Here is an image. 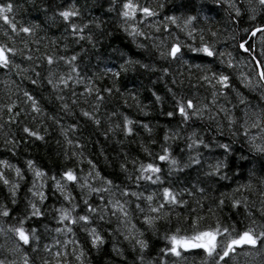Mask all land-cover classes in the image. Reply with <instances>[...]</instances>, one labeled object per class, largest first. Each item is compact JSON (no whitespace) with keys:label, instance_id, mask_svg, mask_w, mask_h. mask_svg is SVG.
<instances>
[{"label":"trees","instance_id":"trees-1","mask_svg":"<svg viewBox=\"0 0 264 264\" xmlns=\"http://www.w3.org/2000/svg\"><path fill=\"white\" fill-rule=\"evenodd\" d=\"M8 2L14 5L10 16L15 17L18 27L32 26L35 34H13L0 20V44L18 50L13 63L19 65V68H0V161L6 162L0 165V173L9 180V185L0 181V207L10 213L8 217L0 216V228L5 230L0 232V260L5 264H23L26 252L29 264L45 261L56 264L57 260L64 264V259L55 256L59 249L67 264H209L202 249H178L179 256L162 252L170 247L166 237L192 235L193 220H196V230L215 228L219 223L222 227L235 228L233 236L248 227L257 233L261 230L264 157L250 150L248 138L240 129L243 106L239 105L236 95L237 92L244 95L252 105L264 104L260 100L264 89L246 87L242 82L243 76L251 75L255 83V76L250 54L239 48L240 42L247 40L254 46L252 55L264 59L260 56L264 51L260 35L251 38L245 33V29L264 23V11L255 0L251 3L250 0H219V3L216 0H134L153 8L157 15L145 17L137 12L136 18L127 23L120 15L124 0H3ZM160 4L162 8L158 7ZM73 5L80 12L74 22L88 25L82 33L83 40L72 34L58 15ZM251 7L257 9L255 20L249 19ZM235 9L240 10L239 17ZM197 14L198 18L185 26L186 17ZM168 16L179 19L172 24L166 21ZM130 32L140 34L129 35ZM173 43L181 46L179 58L161 57L160 51ZM202 45L213 48L215 55L207 57L202 52L191 51ZM28 56L32 59H27ZM48 56L53 57V65L47 63ZM72 56L76 60L66 63ZM126 61L133 63L125 64ZM122 65L126 70H122ZM73 67L76 72L71 71ZM113 72L120 74L116 77ZM213 74L229 76L230 87L223 95L215 79L211 83L203 79ZM69 75L72 79L67 80V86L57 82L59 76ZM49 78L57 83L56 88L48 83ZM88 88L92 91H86ZM25 92L34 98L39 111H33ZM174 96L182 101L192 100L201 115L191 116L187 122L178 112L169 117L167 113L175 106ZM221 108L229 110L236 120L231 128ZM84 112L90 116H84ZM125 119L131 122L130 133L124 129ZM25 127L42 138L25 133ZM193 132L209 147L188 149V137ZM249 134L257 137V144L264 143L256 129H251ZM217 143H231L234 150L230 166L222 170L228 177L224 180L209 179L205 175L207 163L223 158ZM164 148H168L171 158L179 161L183 171L170 170L168 161L157 159ZM197 151L205 162L203 167H184L189 156H195ZM241 154L249 157V161L238 159ZM29 160L33 162L31 170ZM148 163L160 167L161 182L137 180L138 168ZM16 168L21 170L23 179L17 177ZM37 169L45 176L35 178ZM69 169L78 177V182L62 180V173ZM106 180L111 185H106ZM56 181L64 185L63 194L57 190ZM34 182L37 187L43 184L42 188L38 187L45 196L43 203L29 191ZM12 184L17 185L15 203L10 193ZM81 184L86 186L82 188ZM90 187L110 190L95 193L89 191ZM164 187L179 193L178 201L183 203L166 205L159 213L148 212L144 198L160 193L154 196L152 206H156ZM123 191L143 195L137 200L131 195H122ZM65 195L71 201L65 200ZM30 200L43 213L25 221L26 230H37V240L31 247L24 246L16 252L13 250L15 239L7 229L18 224ZM85 200L99 209L109 200L127 201L128 219L135 227L133 235L147 245L143 251L134 239H125L128 226L121 222L119 213L111 214V206L102 213L103 220L99 219L100 213L90 214L91 223L86 227L83 222L74 225L59 222L56 209H71L75 205L72 215H84ZM234 200L241 203L233 207ZM137 203L143 212L136 208ZM145 215L160 218L149 225L144 221ZM66 226L72 231H64ZM58 227L62 229L60 233L55 231ZM93 227L103 238V243L95 247L88 234ZM56 240L70 243L61 248L55 244ZM45 245L51 246V251H44ZM257 249L250 250L248 246L238 249L229 264H264V246L258 244ZM80 253L83 255L77 260Z\"/></svg>","mask_w":264,"mask_h":264},{"label":"snow or ice","instance_id":"snow-or-ice-1","mask_svg":"<svg viewBox=\"0 0 264 264\" xmlns=\"http://www.w3.org/2000/svg\"><path fill=\"white\" fill-rule=\"evenodd\" d=\"M256 4L259 5V9L261 11H264V0H255ZM216 3H219V0H216ZM251 3V0H250ZM231 7L235 8L234 5H230ZM158 7H163V4L158 5ZM192 7L194 8L195 5L193 4ZM250 11V20H255L257 15V9L255 7H251L249 9ZM14 12V5L11 2L3 3V0H0V20L4 22L5 25L8 26V28L11 30L13 34L19 35L20 33H24L27 35H34L35 34V28L32 26H19L17 22L15 21L14 16H10ZM137 12L143 13L145 17H152L156 16L157 12L148 6H141L138 3H135L134 0H124L122 4V11L120 15L125 19V22L134 20L136 18ZM236 17L240 16V10L235 9ZM58 15L63 19L68 29H70L71 33L74 35L79 36V39L83 40L85 37L82 35L84 32V29L88 27L87 24H78L74 22V18H77L80 16L79 10L73 5L70 8H67L65 10L59 11ZM198 18L197 16H187L184 20L185 26L190 25L193 21H195ZM166 21L176 24L178 19L175 16H168L165 17ZM99 27V25H97ZM167 25H165V28ZM195 31V29H193ZM245 33L250 35L251 38H255L258 34L261 37V43L264 44V23H261L257 26H253L251 28L245 29ZM7 34V32L5 33ZM133 34H140L138 32H130L129 35ZM191 35V32L189 33ZM213 36H215V33H212ZM89 40H91V37H87ZM201 40H203V37H201ZM247 45V46H246ZM239 48L243 50L245 53L250 54V60L254 65L253 68V74L255 76V83H253V79L251 75L243 76V83H245L246 87H252V88H259L264 89V59L258 58L255 55H252L254 52V46L249 44L247 40H242L239 44ZM17 49L15 47H10L5 44H0V68H8L11 69L13 67L19 68V65H15L13 63V58L17 55ZM191 51L193 52H202L207 57H213L215 55L213 48H211L208 45H202L199 48H192ZM160 56L165 58H171V59H178L179 56L182 54L181 46L177 43H173L168 47L167 49L160 51ZM261 57H264V51L260 53ZM27 59L31 60L32 57L28 56ZM47 63L49 65L54 64V59L52 56L46 57ZM59 59L63 60L64 57H60ZM76 60V56L70 57L66 63L71 64V62ZM132 61H126L125 64H131ZM231 63H229V67H231ZM142 67H146L145 65H142ZM122 70H126V68L122 65ZM72 72H76L77 69L73 67L71 69ZM108 71L111 72V69ZM165 71H167L165 69ZM119 72H113L112 75L118 77ZM38 75V74H37ZM52 74L50 73V77ZM57 79V82L59 84H63L67 86V80H71L72 76L69 75L67 78L64 76H59ZM203 79L207 80L209 83L212 82L213 79H215L216 85H219V91L220 94H224V90L228 89L230 87V81L229 76L220 74L219 76H216V74H213L212 77L205 76ZM80 82V81H76ZM33 84L36 83L35 80L32 81ZM48 83L53 86V88L57 87V83H54L53 78L48 79ZM86 91L91 92L92 89L88 88ZM99 90H97L98 92ZM105 91H111L110 89H105ZM25 97L29 101L32 102L33 111H39V108L37 106L36 101L32 96H30L27 92L24 93ZM217 95V92H213V97L215 98ZM237 99L239 105L243 106L241 111L243 113L240 123V129L243 130V134L246 138H248V143L251 151L257 152L261 157H264V143L257 144L256 136H250V130L256 129L259 133H261L260 138L264 140V104H261L260 106L252 105L250 101H248L244 95L237 92ZM175 100V106L174 110L167 113L169 117H172L175 113H179V115L182 117L184 122H187L191 116H197L201 115V110L198 108H194L192 100H180L176 99L175 96L173 97ZM97 99H101L100 96H97ZM157 100L160 99V97H156ZM261 101H264V91L261 92ZM65 107H67L65 105ZM235 107V105H234ZM191 110V111H189ZM221 111L225 112V115L228 120V126L231 128L235 123L236 120L233 118V116L229 113V110L221 108ZM8 111H12V106L10 105L8 107ZM84 116L88 117L90 116V113L84 112ZM96 123H99L97 120ZM131 122L125 119L124 122V129L126 132L130 133L131 128L128 127V125ZM147 128V125L144 126ZM25 133H28L31 136H36L37 139H41L36 132H31L27 127L23 129ZM221 135L223 133L221 132ZM235 135V133H233ZM169 137L166 135L165 140H167ZM188 144L187 147L190 150L198 149L200 146H203L204 148H208L209 145L204 143V140L199 138L195 132H193L188 137ZM69 143H72V141H68ZM234 143V141H233ZM216 147L219 149H222L223 152V158L215 159L214 163H207L208 171L205 173V175L211 179L218 177L221 180L227 179L226 174H222V170L226 169L230 166V157L234 153V150L232 149L231 143H217ZM160 161H168L170 165V170L172 168L177 169L179 171H183V168L180 166L179 161H177L174 158H171L169 156V150L168 148L163 149V154L159 155L157 157ZM238 159L241 161L248 162L249 157H246L245 155L241 154ZM6 162L0 161V165L5 164ZM30 170L32 169L33 162L29 160L28 162ZM91 164V162H89ZM205 162L202 160L201 154L197 151L195 156H189L188 162L184 165V167L189 166H197L199 168L203 167V164ZM94 167V166H93ZM124 165H121V168H123ZM261 170L264 171V163L261 164ZM17 173V177L19 179H23V176L21 175V170L19 168L15 169ZM138 175L137 180L144 179L146 181H150L152 184H157L161 182V177L159 173L161 172L160 167L156 166L153 163H148L146 165L141 164L138 168ZM254 171V169H252ZM155 174V176L153 175ZM34 176L35 178H42L45 176V174L40 170H34ZM96 176H99V173H96ZM55 180V178L53 177ZM62 180H66L68 182H78V177L74 174V172L69 169L62 173ZM0 181H3L5 185H9V180L5 178L3 173H0ZM106 185H111L110 180L104 181ZM55 186L57 190L61 191L63 194L64 185L61 183V181H56ZM82 188L85 187V184L80 185ZM39 188L43 187V184H40L38 186ZM37 185L33 184V187L29 189L30 192H32L33 197H39L40 203H43L45 196L42 191L38 190ZM16 184H12L10 188V193L13 197V203H15V195H16ZM35 189V190H34ZM109 188H89L90 192L100 193L101 191H109ZM201 192H203V189H200ZM122 195L135 197L137 200L141 199L142 193L138 194L136 192L129 193L128 191H123ZM161 195L160 193H153L145 197L146 201L148 202V212L150 213H159L162 209L165 208L166 205H175L178 202L183 203V201H178L179 193L174 192L169 187H164L162 189V199L159 202H156V206H152L154 203V196ZM191 195V193H189ZM101 199L103 200V197L101 196ZM65 200L71 201V197L68 195H65ZM85 205L87 206L86 214L79 215V216H73L72 212L75 210V205L71 209H65L60 208L56 209L57 213L59 214V222L64 223L65 221L69 225H74L78 222H83V225L86 227L90 221V214H96L100 213L99 219L103 220L104 215L102 214L108 206H111V214L113 216H116L118 213L119 218L121 219V222L128 226V234L125 235V239H134L135 243L140 246L141 251L147 246L145 242L139 238H137L133 233L135 232V227L131 226V222L128 219L129 212L126 208L127 201L121 202L120 200H109L107 202V205L103 209H99L97 207H93L91 204H88V201H84ZM221 204H223V200L220 201ZM241 203L240 200H234L233 201V207H236ZM136 208L139 209L141 212L144 211L143 208L140 207V204H136ZM10 215L7 208L0 207V216L8 217ZM43 213L41 209L38 207L37 203L33 202L32 200L28 203V210H26L25 214H22L21 217L18 219V224L11 226L7 229V232L11 233L12 236L15 239L14 244V251L20 252L21 249L24 248V246L31 247L32 243L37 240V230L35 228H32L30 231L26 230L25 228V221L32 218V217H40ZM159 216H149L145 215L144 221L145 223L151 225L154 220L159 219ZM254 223V222H253ZM193 228L194 232L192 235H170L167 236L166 239L168 240L170 247L166 249H162V252H170L176 256L180 255V251L178 249H183L185 251L189 249H202L203 252L207 255V258L209 260V264H229V260L231 259L232 254L236 252L237 249H242L245 246H248L250 250H258L257 246L258 244L261 246H264V226L261 227V230L257 233L256 230L252 227H248L246 230L242 232H238L235 236L232 235L233 232H235V228L230 229L229 227H222L219 223H217L215 228H209L206 230H196V220H193ZM5 230L3 228H0V232H4ZM55 231L57 233H60L62 231L61 228H56ZM66 232H71L72 228L67 227L64 229ZM179 231V230H178ZM88 234L91 237V243L95 247L97 244L103 243V238L97 233L96 228H91L88 230ZM218 237H221L222 239L218 241ZM70 243V241L65 240L63 243H61L60 240H56L55 244L60 245L61 248H63L65 245ZM74 243V241H72ZM35 251V249H33ZM44 251L49 252L51 251V246L45 245ZM83 253H80L77 255L76 259L79 260L80 256H82ZM56 257H60L61 259H64V264H67L66 258L63 257L62 252L57 249L55 252ZM228 258V259H226ZM0 264H5L4 260H0ZM23 264H29V259L27 256V253L25 252L23 254ZM44 264H48V261H45ZM56 264H60V260H57Z\"/></svg>","mask_w":264,"mask_h":264},{"label":"rangeland","instance_id":"rangeland-1","mask_svg":"<svg viewBox=\"0 0 264 264\" xmlns=\"http://www.w3.org/2000/svg\"><path fill=\"white\" fill-rule=\"evenodd\" d=\"M183 250V249H182ZM189 250H191V249H189ZM185 251V250H184Z\"/></svg>","mask_w":264,"mask_h":264},{"label":"flooded vegetation","instance_id":"flooded-vegetation-1","mask_svg":"<svg viewBox=\"0 0 264 264\" xmlns=\"http://www.w3.org/2000/svg\"><path fill=\"white\" fill-rule=\"evenodd\" d=\"M237 250H238V249H237ZM237 250H236V251H237Z\"/></svg>","mask_w":264,"mask_h":264}]
</instances>
